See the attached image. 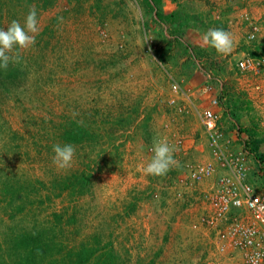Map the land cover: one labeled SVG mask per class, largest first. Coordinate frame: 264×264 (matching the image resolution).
Returning a JSON list of instances; mask_svg holds the SVG:
<instances>
[{
  "label": "rangeland",
  "instance_id": "obj_1",
  "mask_svg": "<svg viewBox=\"0 0 264 264\" xmlns=\"http://www.w3.org/2000/svg\"><path fill=\"white\" fill-rule=\"evenodd\" d=\"M6 1L0 0V28L13 20L23 25L29 9ZM48 1L34 6L35 44L17 49L19 62L9 63L17 77L4 70L0 76V264H16L15 257L17 264H76L82 247L93 250L81 264L108 254L115 264H199L205 256L237 264L210 247V232L198 224L199 196L213 177L197 180L190 171L215 161L200 118L202 109L216 108L201 90L207 83L227 101L217 106L225 135L246 138L254 130L261 137L264 74L236 73L239 55H231L243 46L220 54L199 40L218 27L213 14L224 0H161L162 13L166 4L174 11L171 20L143 0ZM257 1L231 0V6ZM225 19L220 28L230 32L234 18ZM255 38L247 42L251 50ZM174 96L176 105L169 103ZM71 121L94 138L66 140ZM161 139L175 148L178 166L146 175L153 142ZM56 144L75 147L70 168L53 164ZM77 174L90 175L82 195L72 180ZM67 178L71 185L62 188ZM249 179L260 182L255 170ZM11 192L20 197L8 200Z\"/></svg>",
  "mask_w": 264,
  "mask_h": 264
},
{
  "label": "built area",
  "instance_id": "obj_2",
  "mask_svg": "<svg viewBox=\"0 0 264 264\" xmlns=\"http://www.w3.org/2000/svg\"><path fill=\"white\" fill-rule=\"evenodd\" d=\"M257 30L258 26L253 22L245 34V41H252ZM234 67L238 74L255 72L259 76L264 69V57L245 53L236 60ZM171 88L175 93L179 89L175 81L171 82ZM211 89L212 85L207 83L201 90L214 92ZM250 99L253 98L250 96ZM169 103L176 105L175 96L169 99ZM209 104L220 107L217 95H211ZM200 118L212 142L211 157L215 161L204 162L190 170L197 180L213 177L212 183L204 187L199 196L202 205L198 224L206 226L211 235L210 247L218 253H227L237 264H264V183L261 179L260 182L249 179L254 170L260 178L259 172L260 176L264 173V163L253 157L247 158L244 138L240 134L225 135L228 132L220 123L218 109L204 108ZM234 126L238 129L236 122ZM261 126L259 132L264 136V121ZM220 169L223 172L218 173ZM215 261L205 256L199 264H213Z\"/></svg>",
  "mask_w": 264,
  "mask_h": 264
},
{
  "label": "clouds",
  "instance_id": "obj_3",
  "mask_svg": "<svg viewBox=\"0 0 264 264\" xmlns=\"http://www.w3.org/2000/svg\"><path fill=\"white\" fill-rule=\"evenodd\" d=\"M38 33L37 12L34 6L30 7L23 25L19 21L13 20L6 30L0 28V69L6 70L10 62L18 63L20 53L16 50H24L33 46ZM202 40L205 45L214 48L220 54L230 53L234 44L232 34L222 28L209 29L204 33ZM211 90H213V85ZM217 94L216 91L211 93L212 96ZM248 98L250 99V96ZM52 151L54 153L52 162L58 169L63 170L71 167L76 151L73 145L56 144L53 145ZM174 151L175 148L170 146L166 139L154 140L153 155L143 167V172L153 176L165 175L172 167L178 166V161L173 156Z\"/></svg>",
  "mask_w": 264,
  "mask_h": 264
},
{
  "label": "trees",
  "instance_id": "obj_4",
  "mask_svg": "<svg viewBox=\"0 0 264 264\" xmlns=\"http://www.w3.org/2000/svg\"><path fill=\"white\" fill-rule=\"evenodd\" d=\"M51 1V0H50ZM8 4L12 3V5L14 7L19 6V8H24V9H30V7L33 6H40L41 3V8H44L47 6V4H49L48 0H8L6 1ZM143 3L146 7H149L150 9L154 10L156 9V16H158L159 18L161 17L162 19H170L174 12L171 13H162L161 7H160V3L161 0H143ZM4 69H0V76L2 75ZM5 72V77H10L12 79L16 78L19 71L16 67H11L10 65H8V68L6 70H4ZM217 99L219 101V105L220 107L223 106V104H227V101H225V97L223 96L222 90L218 92L217 94ZM246 99V98H245ZM235 102V100H234ZM234 102L232 104H234ZM245 105H250L251 100L248 98L245 100ZM243 104L240 103V105ZM238 105V106H240ZM224 107V106H223ZM222 108V107H221ZM238 108V107H237ZM231 115L233 116V112H231ZM232 118V117H231ZM233 119V118H232ZM234 120V119H233ZM236 122V121H235ZM220 123L224 126L223 121H222V116L220 119ZM71 129H66L64 131V138H66V140L72 142V143H82L83 141L87 140H92L94 138V134L93 132H91L88 128L86 129L84 127V124H81L79 122H73L71 121L70 125H69ZM225 128V126H224ZM228 128V127H227ZM228 130V129H226ZM229 131V130H228ZM227 132V131H226ZM250 133V131H249ZM260 133V132H259ZM261 134V133H260ZM264 136L262 135L261 137H259L258 135L255 134V132H251L250 135L247 138H244V148L247 150V158H254V159H258L259 162H261L262 164L264 163ZM181 165L183 166L182 168L185 167L184 164L181 163ZM90 175L87 174V176H84L83 174H77L75 175L72 180L74 181H79L80 187L77 189V194L78 195H82L85 187L87 186V182H88V177ZM261 182L264 183V173L260 176ZM67 183H65V180H61L60 184H62V188H67L71 185V181L69 180V178L66 179ZM18 196V197H17ZM20 197V193L14 194V192H11L9 194V198L8 200L13 201L14 199ZM25 235H29L30 240H37L36 237L38 235H33V234H28V233H24ZM26 239V242L28 241V239ZM93 249H87L85 247H82L78 252H77V260H76V264H81L83 262H86L90 256V254L92 253ZM32 249L29 250L28 252V260L30 258H32ZM11 261V260H10ZM14 261L17 263H20V260L15 257ZM11 261V262H14ZM115 258L112 255H107V257H104L103 259L101 258V256H99L96 260L95 263L97 264H115ZM23 264V262H22ZM50 264V263H49Z\"/></svg>",
  "mask_w": 264,
  "mask_h": 264
},
{
  "label": "crops",
  "instance_id": "obj_5",
  "mask_svg": "<svg viewBox=\"0 0 264 264\" xmlns=\"http://www.w3.org/2000/svg\"><path fill=\"white\" fill-rule=\"evenodd\" d=\"M217 4H218L217 5L218 8H220L219 11H221L220 13L218 12L219 14L217 16H215V14H213V18L216 21V24L218 26L217 28H220V27L224 28V26H226L224 24V20L226 22L225 18H227V19L230 17L234 18V27L235 28L232 27L234 29L230 30V33L232 34V37L234 40L232 50L233 49L238 50L239 48H241V46H243V49H240L238 51V53H240V54L233 53L231 56H236V55L238 56L239 55L238 57H236L238 59L243 54L248 53L246 51L250 50L249 52H254V56L261 55L264 57V0L257 1L256 4H253V5L241 4V5H237V6L236 5L231 6V0H224V2L222 4H220V3H217ZM164 7H165L164 13L174 12V11H172V9H169V11H167V9H168L167 4ZM169 20H171V18ZM188 22H189V20H188ZM253 22L258 26V30L256 32V38L254 40V42H255V44L253 46L254 49L251 50L252 47L250 46V43H247L245 41L244 37H245V34L248 31H250V28H251ZM202 37H203V35H201L199 37V40H202ZM236 60L233 61L234 64H235ZM229 64H228V62L224 63L223 69L226 70L228 68ZM236 73H238V72H236ZM263 74H264V69H263V72H261L259 74L258 78L262 77ZM215 81L218 82V79L216 78ZM259 81L262 82V80H260V79H259ZM256 87L259 88L260 87L259 84H257ZM219 88H221V86ZM216 109H219V108L216 107ZM219 111L221 113L220 109H219ZM221 116H222V114H221ZM207 161H209V158Z\"/></svg>",
  "mask_w": 264,
  "mask_h": 264
}]
</instances>
